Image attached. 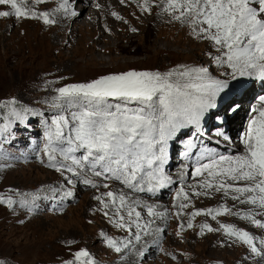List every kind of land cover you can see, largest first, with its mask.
<instances>
[{"label":"snow or ice","instance_id":"1","mask_svg":"<svg viewBox=\"0 0 264 264\" xmlns=\"http://www.w3.org/2000/svg\"><path fill=\"white\" fill-rule=\"evenodd\" d=\"M43 2L32 0L33 5ZM161 5L162 12L169 15L172 21L187 25L194 38L208 41L216 50V64H226L233 77L256 76L264 80V0H161ZM140 7L142 11L149 12L151 0H143ZM0 8L8 9L0 10V17L42 19L46 24L54 23L49 12H36L28 6L27 0H0ZM61 9L71 16L76 15L75 11L69 10L68 0H63L57 11ZM117 18L120 19L119 16ZM227 87L225 81L213 78L203 67L184 66L166 72L129 70L60 87L53 106L61 111L48 126L47 142L43 148L47 157L46 166L77 177L87 168L95 177L118 181L132 191H145V184L148 192L167 187L173 183L163 169L169 139L186 125L199 126L202 114L215 106L216 97ZM259 101L260 106L252 109L255 115L248 121L241 137L243 151L236 155L202 154L200 160L207 158V162L200 163L198 160L193 176L207 173L211 179H205L200 187L215 188L225 195L232 193L233 200L264 209V96H260ZM9 103L15 105L16 101ZM238 107L233 106L231 111H236ZM10 115L16 120L24 118L15 107ZM6 130L7 125L0 126V132ZM216 134L229 139L223 131ZM186 147L192 149L196 145L189 140ZM67 182L71 184L73 180L68 179ZM83 183L92 187L101 186L91 179H84ZM102 187L108 188L109 185L104 183ZM63 195L69 197L72 192L65 191ZM180 197L188 199L183 188L177 192V198ZM95 199L104 209L111 206L112 215L118 217L111 221L116 227L129 231L133 227L136 229V241L141 240L142 231L148 234L151 221L141 223V213L136 211V207L140 206L139 200L129 201L123 193L112 191ZM0 203L11 207L16 202L11 196H0ZM188 206L179 205L181 209ZM146 207L150 217L167 216V212H157L151 205ZM122 210H126L127 220L121 214ZM228 212L230 209L221 206L198 210L191 216ZM108 214L106 211L105 215ZM241 218L264 228V222L255 219L251 211L242 214ZM192 226L189 220L187 227ZM221 228L229 237H236L247 245L252 255H264V239L259 240L261 247H258L257 238L249 232L232 225H221ZM204 229L214 230L207 224L201 226V233ZM154 231L159 233L162 229ZM122 243L127 248L130 241ZM107 244L116 252L122 250L112 239H107ZM75 264L95 262L88 251L80 250L75 253Z\"/></svg>","mask_w":264,"mask_h":264},{"label":"rangeland","instance_id":"2","mask_svg":"<svg viewBox=\"0 0 264 264\" xmlns=\"http://www.w3.org/2000/svg\"><path fill=\"white\" fill-rule=\"evenodd\" d=\"M87 1L89 3L90 0H85L83 3L85 4ZM70 2L72 1H68V5H71ZM27 4L33 9L37 8V5L33 6L32 0H27ZM118 7L121 8L122 5L119 4ZM75 9L73 10L75 11ZM0 10L8 9L0 8ZM82 16L90 21L87 11ZM107 16L109 15L104 12L102 20L105 21L108 18ZM34 21L42 28L51 26L41 19L15 18L13 16L0 17V32L2 31L0 33V126L7 125V130L0 132V196L5 198L11 196L16 202L11 207L6 203H0V264H68L69 261L75 264L76 250H80L84 245H86V251L91 252L90 257L95 264H209L204 257V244L210 235H215V232L204 229L201 233V226L204 224L210 227L232 225L237 229H243L231 222L232 215L230 212L214 215L220 217L218 220H214L211 215L202 214L194 218L191 216L190 213L195 212V209H197L195 207L198 205L195 198L200 197H194L193 190L205 179H211L207 174L190 179L177 190L178 192L181 188H184V191L189 194L188 201L184 200L183 197H180L182 200L179 201L175 192L176 194L174 193L170 198L166 196L163 200H151L146 202L147 204L141 203L140 209L136 207V211L141 213V223L151 221L148 234L141 232L142 244H149L146 241L149 240L150 236H154L155 240L158 238L160 241V250L153 253L155 248L152 244L145 252L144 248H141L143 251L140 250L139 256H135L132 253L130 255L128 249L129 246L133 247L132 241L135 239L136 229L133 227L129 231L128 229L116 227L111 221L118 219V217L112 215L113 209L111 206L104 209L100 201L95 199L96 196H102L108 191L117 194L123 191L128 198V194L131 193L108 181L104 182L109 185L108 188L102 187L104 183L100 187H85L78 184L79 179H81L80 176H73L66 171L57 172L55 169L46 166L47 157L43 152L44 144L47 142L46 132L51 120L61 111L53 106L55 97L47 96L49 92L57 91L58 87H64L68 84L89 82L103 75L122 73L129 70L147 71L156 66L154 61H148L145 55H136L131 60L127 56H123L122 59L127 60V62H121L120 66L113 65L108 68L97 64L95 66L82 65L77 73L74 66L69 71L72 74L65 77L64 69H59V72L50 71L51 67L56 69L59 55L57 50L51 52L50 66L45 65V60L43 63L35 64V55L26 61L8 62V56L16 50L14 45L17 38L25 34L29 29V24L34 23ZM104 29H107L110 33L108 37L113 39L115 30L111 29L110 25H105ZM76 35L73 39L66 35L69 41L63 45L62 54L69 55L71 49L78 44L80 35L78 32ZM190 38V33L183 36L185 41H189ZM135 48V46L132 47L133 50ZM182 51L187 52L189 49L183 48ZM216 55L215 48L208 41L199 40L197 52L193 58H187L186 61L182 58L181 63L186 62L189 67H203L210 72V76L213 78L232 77L231 69L226 64L224 66L216 64L214 60ZM104 58L109 59V56L105 55ZM34 68H37V75L40 74L39 77L32 81L29 80L23 87H20V81L24 80L23 82H26L27 78L30 77L29 75L35 71ZM226 90L227 88L223 92H226ZM12 100L16 101L15 105L9 103ZM13 107L24 116L22 120H16L10 115ZM241 111L238 113L239 115L243 113V108ZM239 115L237 116L239 117ZM8 121H12V123L9 124ZM57 159L59 160L60 157H57ZM41 160L44 162L42 163ZM80 175L84 179H91L94 183L97 180L92 173L81 171ZM65 176L68 178L66 179ZM68 179H72L73 183L69 184ZM61 181H63V184H61ZM62 185H65L63 190L57 192L56 188ZM11 188H15V190H33L32 194L35 196L29 197V205L34 208V215H28L27 212L31 211L25 209L16 198L14 199L15 195L11 194L13 192ZM41 191H49L48 205L43 204L41 206L45 199H40L46 196L43 193L41 194ZM65 191H71L72 195L65 197L63 195ZM190 196L194 198L192 199ZM34 197L36 198L34 199ZM105 200L107 201L106 196ZM132 201L135 200L132 199ZM180 204H188L189 206L181 210ZM147 205L153 206L157 212H167L166 218H149ZM203 205V207L197 206V210L206 211V204ZM221 206L226 207L222 203ZM260 210L264 212V209ZM106 211L109 213L107 216L105 215ZM176 212L180 214L177 215ZM121 214L125 216V220L128 219L126 210H122ZM257 216L261 222H264L262 221L264 213H259ZM183 217H186L185 222L181 221ZM189 220L193 225L191 228L187 227ZM162 224H166V226ZM181 225H183V228H181ZM154 228L162 229V231L157 233ZM243 228L253 232L258 227L250 223L244 224ZM103 230H107L105 235L101 234ZM221 230L225 233L222 228ZM128 232H132V235H127L126 238L125 234ZM107 239L116 241L122 249L121 252H116L114 248L109 247ZM124 241H130L127 248L123 247L122 242ZM257 246L261 247L258 241ZM246 250H249L248 246L235 237L233 250H227L221 255V264H247L244 259ZM262 252H264V248H262ZM262 258L264 263V257L262 256Z\"/></svg>","mask_w":264,"mask_h":264},{"label":"bare ground","instance_id":"3","mask_svg":"<svg viewBox=\"0 0 264 264\" xmlns=\"http://www.w3.org/2000/svg\"><path fill=\"white\" fill-rule=\"evenodd\" d=\"M62 2L63 0H45L43 4L37 5V8H35L34 10L38 13L49 12L51 14L50 19L54 20V23H51L50 27L42 28L35 21L34 23L29 22L30 24L27 32L17 38V42L14 45L16 48L15 52L10 54L9 56L7 54L9 59V60L7 59L8 62L13 63V61H15L17 63L20 61H26L28 58L35 55L36 56L35 64H38L39 62L43 63L45 60V65L50 66L52 59L51 52L57 50L59 53L58 60L56 59L57 66L55 67L56 69L51 67L52 69H50V71L59 72V69L61 70L64 69L65 70L64 76L68 77L72 74V72L69 71L72 70L74 66L76 69V73L78 72V69L82 65L95 66L97 64L101 67L110 68L113 65L120 66L121 62H127V60L122 59L123 56H127L131 60L135 58L136 55L137 56L145 55L146 59L148 61L153 60L156 66L155 68L154 67L150 68L147 71L166 72L170 69L176 68L177 66L189 67L188 65H186L187 64L186 62H183L185 64L181 63V60L182 58L185 61L187 58L192 59L194 54L197 52V44L199 43V40H201L194 38L191 35L189 41L188 40L185 41L183 39V36L185 34L188 35V33H190L191 31L190 28L187 25L181 24L180 22L172 21L169 15L163 13L161 0H151L152 7L149 12H144L141 10L140 4L143 2V0H123V2H121V0H92L89 1V3L87 1L85 4L83 3L84 0L83 1L78 0L77 3L80 2L82 9L80 11V14L79 15L77 14L75 16L69 15L63 9L57 11V9L59 8ZM119 4L122 5L121 8L118 7ZM75 6L76 5L73 4L69 5V10H72ZM109 9L111 10L110 12L108 11ZM86 11L87 14L90 16V21H87L86 18L82 16V14L86 13ZM104 12L109 15L107 16L108 18L105 21L102 20ZM113 13H115L116 15H113ZM117 16H119L120 19H118ZM112 17H114L115 19ZM105 25H110L111 29L115 30L113 39L108 37V34L110 33H108L107 29H104ZM77 32L80 35L78 38V44L74 46L73 49H71L69 55L62 54L61 51L62 47L67 41H69L68 37H70V39L75 38ZM133 46L136 47L134 50L132 49ZM183 48H188L189 51L183 52L182 51ZM105 55H108L109 59H105L104 58ZM83 58H85V60H83ZM168 60H172V61H168ZM176 61H180V62H176ZM37 73L38 70L36 68L33 74L29 75L30 77L27 78L26 82H23L24 80L20 81L21 83L19 84V86L23 87V85L27 83L29 80L32 81L38 78L40 74L37 75ZM208 73L210 75V72ZM57 94H58L57 91L53 90L52 92H49V95L47 96L56 97ZM237 115L239 114L237 113L233 118V120L238 121L236 124V128H239L242 126L243 122H242L241 114L239 115V117ZM238 118L239 120H236ZM13 170L15 171V169ZM180 170L182 169L180 168ZM65 178L67 179L68 177L65 176ZM229 183H231V181H229ZM240 183L243 184L244 182H240ZM61 184H63V181H61ZM78 184L84 186L82 179H79ZM114 185L118 186L117 184ZM64 186L65 185L57 187L56 191L57 192L62 191ZM15 188L12 189L13 192L11 193L12 195H15L14 199L16 198L20 203L23 201L21 205L24 206L25 209L31 211V212H27V214L34 215V208L32 206L30 207L29 205L30 203L29 197L35 196L32 194L33 190H27V189L15 190ZM193 191H194L193 192L194 197L200 196L198 198H195L196 203L198 204L197 206L203 207L204 206L203 204H206L205 206L208 210V209L220 208L221 203L225 204L226 208L230 209V214L232 215L231 222L235 226L241 227L244 231L249 232L252 236L257 238L258 242L259 240L264 239V228H255L253 232H250L244 229L243 225L250 224L251 222L247 219L241 218V214L248 213L251 211L255 214V219L260 220L257 215L259 213L263 214L264 212L262 210L254 207L251 204L241 203L240 200H233L232 193L225 195L223 191L217 192L215 188L205 189L200 186H196V188ZM48 192L49 191L40 192L41 194L43 193L44 195H46L44 198L40 199V200L45 199L44 203H41V206L43 204L48 205L47 199L50 198V196H48ZM196 192L202 194L195 195L194 193ZM203 193H207V194H203ZM128 196H129V201H132V199L139 200L140 203L142 201L141 198L137 196H132L131 194H128ZM193 196H190V198L193 199L194 198ZM241 199H244V197H241ZM178 200L181 201L182 199L180 198ZM197 206L195 208L198 209ZM197 209H195V211H198ZM214 215L217 214L213 213V215L211 216ZM185 218L186 217H183L181 221L185 222L186 220ZM219 218L220 217L215 216V218L213 219L218 220ZM262 221H264V219ZM162 225L166 226V224H162ZM211 228L214 229L211 232H215V235H210L209 238L206 240L204 244V257L206 258V261L209 264H221V255L227 250H233L235 237H229L228 235L223 233L220 226H212ZM105 233H107V230H103L101 234L105 235ZM125 235L127 238V235L128 236L132 235V232H128ZM126 240H130V239H126ZM155 242L156 240L154 236L152 237L150 236L149 240L146 241V243L149 244H145V245H143L144 243L142 244V240L136 241L135 239H133L132 241L133 247L129 246L128 249L130 250L129 254L139 256L138 254L141 248H144V252H145V250H147L150 247V245L152 244L154 245ZM80 250H86V245H84ZM90 253L91 252H89V254ZM262 256L264 257V255ZM262 256L256 257L252 255L250 253V249L246 250V252L244 253V259L247 264H264L262 261L263 260Z\"/></svg>","mask_w":264,"mask_h":264}]
</instances>
